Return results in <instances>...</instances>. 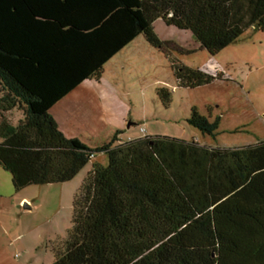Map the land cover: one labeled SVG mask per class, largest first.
<instances>
[{
    "label": "trees",
    "instance_id": "1",
    "mask_svg": "<svg viewBox=\"0 0 264 264\" xmlns=\"http://www.w3.org/2000/svg\"><path fill=\"white\" fill-rule=\"evenodd\" d=\"M158 19L214 56L249 29L264 33V0H0V85L29 115L0 143L15 191L70 182L108 158L77 192L52 264H264V142L222 149L146 136L90 148L50 115L141 35L166 53L179 86L210 84L161 43ZM160 96L169 103V91ZM188 123L210 137L219 125L195 110Z\"/></svg>",
    "mask_w": 264,
    "mask_h": 264
},
{
    "label": "rangeland",
    "instance_id": "2",
    "mask_svg": "<svg viewBox=\"0 0 264 264\" xmlns=\"http://www.w3.org/2000/svg\"><path fill=\"white\" fill-rule=\"evenodd\" d=\"M153 29L161 43L182 51L173 54L178 62L210 76V84L194 89L179 86L166 53L141 35L105 65L99 80L85 81L60 104L54 117L66 137H79L90 148L146 136L222 149L264 142V33L249 29L211 56L190 31L161 19ZM163 89L170 92L169 103L160 96ZM193 110L210 122L218 121L215 136H206L188 123ZM107 163V156L98 154L70 182L30 186L20 192L33 202L31 211L19 205V196L7 200L2 222L13 235L26 234V264L53 263V248L72 227L77 192L95 164ZM7 233L0 228V240Z\"/></svg>",
    "mask_w": 264,
    "mask_h": 264
},
{
    "label": "crops",
    "instance_id": "3",
    "mask_svg": "<svg viewBox=\"0 0 264 264\" xmlns=\"http://www.w3.org/2000/svg\"><path fill=\"white\" fill-rule=\"evenodd\" d=\"M72 92L70 94H72ZM70 94L60 100L50 110V115L58 125L59 130L60 125L54 117V113L59 109L60 104L64 102L68 96H70ZM28 119L29 115L27 108L16 102L14 98L8 92L4 91L0 85V143L5 140V132L8 128L24 124L28 121ZM72 138L81 140L79 137ZM27 188L16 192H25ZM12 189H14V187L10 173L0 167V228H5L8 232V236H4L3 241L0 240V264H26L28 258L27 256L29 254L25 241L26 234H19L18 236L13 235V233L9 230V226L3 224L2 219L5 217L4 211L6 208V202L9 198H16V196H19V205H23L26 210L30 211L34 209V204L27 196L24 195L25 193H20L21 195H14ZM21 250L23 251L22 255L18 252ZM17 254H19L20 257H16Z\"/></svg>",
    "mask_w": 264,
    "mask_h": 264
}]
</instances>
